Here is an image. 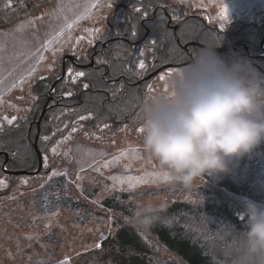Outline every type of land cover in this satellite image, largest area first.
<instances>
[{
  "label": "rangeland",
  "instance_id": "rangeland-1",
  "mask_svg": "<svg viewBox=\"0 0 264 264\" xmlns=\"http://www.w3.org/2000/svg\"><path fill=\"white\" fill-rule=\"evenodd\" d=\"M8 3L9 0L5 5ZM12 3L11 0V6ZM120 3L126 6L118 7ZM153 3H157V5L151 7L150 5ZM110 4L111 6H109ZM158 5L162 6L166 14L163 16L162 11H157L153 16V18H156V15L163 17L157 22L155 29L159 28L164 37H178L176 41L171 42V44L175 43V47L173 45L172 47L177 54L181 55V59L187 55L189 59L176 63H167L161 60L157 66L155 64L153 70L166 64L173 65L158 71L149 82L145 83L146 85L151 84L153 90L164 85V81L159 79V75L166 73L168 68L178 69L184 66L203 45L210 47L231 46L232 49L218 53L224 60L233 61L243 58L250 62L246 58H250V60L264 58V0H114V2L113 0H54L42 5L36 15L24 18L5 29H0V45L3 46V50L0 51V57H2L0 80L3 81L0 83V93L3 94V103L0 104L2 130L11 128L17 121L22 122L28 119L30 105L34 107L39 101L32 87L34 88L36 84L39 87L42 83L38 82L42 77L43 80L49 81L43 85V88L46 89L44 91V95L47 97L46 102L55 99L53 91L55 86L51 90L50 85L53 80L56 85V81L60 77L58 75H61V65L58 66L57 63H61V58L64 55H70L72 58H77L75 56L87 58L84 69L78 67L77 64L68 65L74 71H84L86 74L104 72L105 69L102 71L95 69V66L100 67L104 62L111 69L108 76L116 77L117 73L114 68L115 65H118V59L123 60L121 63H124L125 67L134 66L135 72L133 73L136 75L142 76L147 74L148 70H152V62L158 61L160 58L158 56L160 47L155 45L152 48L148 43L153 36H158L155 34L151 21L144 24L148 29L147 35L151 36H147L138 47H126L128 50L124 54H121L120 47L116 46L119 40L116 36H131L133 28H135L137 36H143L144 28L140 22L144 18V12L147 11L148 16H151L154 8L159 9L156 7ZM223 5L228 11V21L224 22L225 27L220 30L221 21L218 17ZM137 7L141 9L140 12L134 11ZM41 16L42 19H35ZM73 20H77V23L73 25L72 29L65 30L64 35L59 38V42H54L49 50L41 49L46 40L51 39L55 33L60 31L66 22L70 23ZM29 21H35V26L33 27ZM245 24L251 25L253 29L263 35L259 41V53L254 54L252 42L247 39L232 41L219 38V36H224L219 32L223 34L232 32ZM96 29L100 31L96 32ZM203 33L209 36H203ZM81 36L84 39L77 43V38ZM192 36H201L203 41ZM111 39L113 40L111 41ZM180 39H182L181 42ZM89 40L93 42L89 44ZM108 40L111 42L108 43ZM261 41L263 42L261 43ZM97 42L99 48L100 44L106 45L104 52L107 57L102 61L98 59L101 61L100 63L95 59L94 61L93 59L88 60L89 56H87L92 53ZM38 49H41L46 58L37 64V57L40 54L37 52ZM73 49L75 54H73ZM109 49L114 53L108 52ZM140 49L144 50L143 57L139 55ZM175 52L170 53L175 55ZM112 54L116 55V58L112 59L110 57ZM176 57L178 56L176 55ZM139 59L145 60L148 65L147 71L136 66ZM168 59L170 58H167V61ZM67 61L73 63L67 58L65 64ZM33 65H36V71L31 77H27V71ZM251 65L260 73H264V59L257 62L258 67L256 64ZM66 70L62 77L64 78L63 93L70 91L73 95L74 85L83 87L85 83L91 82V78L88 79V82H84V76L73 83L71 78L66 76ZM21 76L27 77L25 82L8 91L11 84L19 80ZM117 84L118 87H122L121 82ZM146 85L145 89L143 87V98L149 92ZM108 87L115 88L116 85L110 84ZM101 90L105 95H108L107 91ZM55 91L57 98L58 89L56 88ZM63 96L66 100L69 98ZM51 97L52 99L48 101L47 99ZM51 107L49 110L47 109V113L50 112V114L47 117L44 133L40 135V138L44 135L51 137L47 142L41 141L40 145L41 154L46 153L49 156L48 168L42 165L39 175H9L2 170L4 153L7 152L0 151L2 152L0 153V159H2L0 177L6 178L8 183V187L0 188V264H58L65 257L69 258V264H76L81 255L98 249L95 245L103 241L101 234L107 237L115 233L119 228L120 221L121 224L128 223L137 226L135 217L128 218L119 211L107 209L101 205V201L109 196L129 202L134 206L135 214L139 209L149 204L152 205L153 211H156L166 208L174 201L203 206L209 202L207 197L214 198V200L223 199L232 206V209H236L241 218H244L241 214L249 202L264 208V158L257 149L250 157L246 156L230 164L228 173L219 176H205L196 180L191 186L184 187L179 183L165 181L162 178L154 179L151 176H145V173L160 171L156 162L142 148V133L138 131L140 124L134 130L129 124H124L113 134L108 132L110 127L103 128V125L100 127L96 124L95 128L92 126L86 128L88 125L86 122L94 123L91 113L78 115L81 112L73 108H64L59 105ZM89 114L90 118L86 120L78 119L80 116H89ZM5 115L9 118L15 115L17 120L12 125H8L2 119ZM74 125L77 127V131L71 133V138L58 146V154L54 155L50 151L51 147L56 145L63 136H67ZM125 125L127 128H124ZM122 128L123 131H121ZM101 129L103 130L101 131ZM4 132L7 134V129ZM129 148H136L139 151L129 152L127 156L121 157L119 162L113 161L107 168L103 167L105 161H112L113 157L119 155L121 150ZM27 153L28 149L26 145H23L18 152V157L24 159ZM101 153L106 155L101 156ZM97 168H99V172L95 170ZM53 169L57 173H63L66 169L67 174L52 176ZM7 170L9 169L7 168ZM77 174L81 179H76ZM128 176L142 177L148 182L137 184L135 188H129L126 179ZM113 177L116 179H112ZM224 177H229L231 181L237 183L249 184L254 195L253 198L217 186L215 182ZM22 179H27L28 183H21ZM121 179L125 180L123 184L119 182ZM198 188L199 191L196 190ZM192 189L195 192L198 191L197 194L191 191ZM203 192H207L208 196H203ZM123 194H126L125 197L122 196ZM201 194L202 197H200ZM13 196L15 199L10 198ZM69 201L72 203L77 201L84 205L85 210H80L77 206H68ZM93 201L98 203H93ZM52 213L57 214L54 216ZM244 233L222 224L221 221L217 230L218 238L209 241L207 248L215 257L222 256L223 260L230 262L228 264H264V256H250L247 253ZM143 234L144 238L154 245L156 256L165 255L174 264H183L179 258L173 257L168 250L166 251L160 244L151 240L147 233L143 232ZM29 236L31 239L28 238Z\"/></svg>",
  "mask_w": 264,
  "mask_h": 264
},
{
  "label": "trees",
  "instance_id": "trees-1",
  "mask_svg": "<svg viewBox=\"0 0 264 264\" xmlns=\"http://www.w3.org/2000/svg\"><path fill=\"white\" fill-rule=\"evenodd\" d=\"M6 1L7 0H0V29H5L24 18L36 15L42 5L54 0H36L39 2L12 0L13 3L11 7H5ZM21 3H23V7H20ZM35 5H38V7H34ZM124 5L120 3L118 4V7H123ZM154 30L156 34H161L159 28ZM191 32L189 33L190 36L192 35ZM219 34L224 35L219 36V38L231 39L232 41L237 39H247L252 42L251 44L254 49L252 51L254 54L259 53V41L263 35L256 29H253L249 24L241 25L232 32L224 34L219 32ZM203 36L209 35L203 33ZM192 37L203 41L200 38L201 36ZM176 38L178 37H164V35L153 36L152 39L157 40V47H160L158 55L160 58L158 61L154 60L152 62V69L155 67V64L157 66L158 62L161 60L167 63H176L181 62L184 59H189L187 58L188 55L181 59V55L177 54L173 49L172 45L175 47V43L171 44V42L173 40L176 41ZM214 38H216V36H214ZM181 41L182 39H180V42ZM170 52H175V55ZM176 55L179 58L176 57ZM110 57L114 59L116 58V55L112 54ZM167 58L170 59L167 61ZM246 59L249 60L251 64H256L257 66V62L264 58ZM225 61L229 63L232 62L229 60ZM57 65L60 66L61 63H57ZM114 70H116V65ZM89 78H91V82L88 83L89 87L85 89L79 85H74V94L67 100L63 96L64 87L62 86L64 85V78L56 82L55 89H58L57 98L56 91L54 90L55 99L50 98L49 100H52H48L49 102L46 104L45 113L40 119L39 136L37 140V145L40 151H42L40 146V135L44 133V128L47 124V117L50 114V112H47L52 108V105L76 109L81 112L78 115L88 113L93 114L92 116L94 117L93 120L95 124L88 121L86 122L88 124L86 128L91 126L95 128L96 124L100 125V127L101 125L108 124L110 127V131L108 132L115 134V132H117L124 124H129L132 130L139 126L140 101L143 99V92L145 89H143L142 84L138 86V83H135L134 85L128 86L122 85V87L116 85L115 88H109L107 81H105L101 74H86L84 82H88ZM39 80L41 81L38 83L42 84L39 87L37 84L34 85V88L32 87V90H34V94L38 97L39 101L34 107L30 105L28 119L22 122L17 121L11 128H6L8 131L7 134L4 132L6 129L0 130V151L4 150L8 153L6 167L12 171H33L38 166L37 154L35 151L33 152L34 148L32 149V147L37 131V121L39 120L41 110L47 98L44 95L46 89L43 88V85L49 82L48 80ZM53 82L54 80L51 84ZM101 89H104L105 92L107 91L108 95H105ZM136 91H139V96H137ZM50 102H53L54 104H51ZM23 145H26L28 153L24 159H20L18 157V152ZM43 145L45 146V144ZM257 150L264 158V143H262ZM13 153H15V155H13ZM1 164L2 159H0V169ZM215 184L219 187H225L236 194L245 195L251 198L254 196L249 184L231 181L229 177L221 178L216 181ZM199 188L196 190L199 191ZM191 191H194V189ZM198 191L194 192L197 194ZM202 194L203 196H208L207 192H203ZM202 194L200 197H202ZM125 195L126 194H123L122 196L125 197ZM207 198L209 199V202H206L203 206H199V204L174 201L166 208L153 211L150 213L151 222L148 227H144L142 223L137 220L134 206L129 202L115 199V197L110 196L103 199L101 205L104 208L119 211L128 218L135 217L137 226L128 223L121 224L120 221L118 230L115 233L108 235L106 239L100 243L101 247L81 255L76 261V264H174V262L169 260L165 255L159 257L156 256L154 245L150 244L148 240L144 238L143 232L147 233L151 240L160 244V246L165 248L166 251L168 250L173 257L179 258L183 264L230 263L227 262V260H223L222 256L216 255L217 257H215L207 248V244L209 241L218 238L217 230L221 221L222 224L232 227L237 231L240 230L246 232V220L243 218L244 220L241 221L242 218L239 217L236 209H232V206L223 199L217 198L214 200V198L211 197ZM68 206H77L80 210H85L84 205L77 201L73 203L69 201Z\"/></svg>",
  "mask_w": 264,
  "mask_h": 264
},
{
  "label": "clouds",
  "instance_id": "clouds-1",
  "mask_svg": "<svg viewBox=\"0 0 264 264\" xmlns=\"http://www.w3.org/2000/svg\"><path fill=\"white\" fill-rule=\"evenodd\" d=\"M140 128L143 150L170 182L189 187L226 174L264 143V73L243 58L225 61L213 46L201 48L145 94ZM153 210L149 204L137 211L144 227ZM241 215L247 253L264 256V208L249 202Z\"/></svg>",
  "mask_w": 264,
  "mask_h": 264
},
{
  "label": "snow or ice",
  "instance_id": "snow-or-ice-1",
  "mask_svg": "<svg viewBox=\"0 0 264 264\" xmlns=\"http://www.w3.org/2000/svg\"><path fill=\"white\" fill-rule=\"evenodd\" d=\"M113 2H114V0H113ZM109 6H111V4H110ZM5 7H11V0H9V3H8L7 5H5ZM20 7H23V3H21ZM34 7H38V5H35ZM134 11H136V12H140L141 9H140L139 7H137V8L134 9ZM86 13H87V9H86ZM147 16H148V13H147V11H145V12H144V17L146 18ZM42 18H43V17L41 16V17H36L35 19H36V20H40V19H42ZM80 18H84V17H80ZM218 19L221 21V23H220V25H219V28H220V30H223V28L225 27V23H224V22H225V21H228V11H227V8H226L225 5H223V6L221 7V11H220V14H219ZM29 23H30L33 27L35 26V21H29ZM75 23H77V20H73V21L70 22V23L66 22V23L64 24V26L61 27L60 31H58L57 33H55V34L52 36L51 39L46 40V41L44 42V44L41 46V49L44 50V51L49 50L50 47H51V45H52L54 42H59V38L62 37V36L64 35L65 30H70V29H72V27H73V25H74ZM95 31H96V32H99L100 30H99V29H96ZM69 34H70V33H69ZM131 38H132V39H136V38H137V32H136L135 28H133V30L131 31ZM83 39H84L83 36L78 37V38H77V43H79L80 40H83ZM92 42H93L92 40H89V41H88L89 44H91ZM148 43H149L151 46H155V45L157 44V40H156V39H150V40L148 41ZM41 49H38V50H37V52L40 53V54L38 55V57H37V64H38L39 62L45 60V58H46V57L43 55V52L41 51ZM2 50H3V46L0 45V51H2ZM58 50H62V49H58ZM73 54H75V50H74V49H73ZM34 55H35V54H34ZM139 55H140L141 57L144 56V50H143V49H140V50H139ZM189 55H191V53H189ZM0 60H2V57H0ZM97 62L100 63L101 61L98 60ZM136 66H137L139 69H141V70H145V71L148 70V65H146V62H145L144 59H139L138 64H137ZM174 70H177V69H174V68H168L167 73L170 74V73H171L172 71H174ZM35 71H36V65L31 66V67L28 69V71H27V77H31V76L35 73ZM85 75H86V73H85L84 71H79V70L74 71V69H73L72 67H68L67 70H66V76H67V77H70V78H71V81H72L73 83H75L76 80H78V79L81 78V77H84ZM27 77H25V76H21V77L19 78V80L14 81V82L11 84V86L9 87L8 91H11L12 88H15V87H18V86L22 85V84L25 82V79H26ZM42 79H43V77H42ZM159 79H160L161 81H164V79H165V73L159 75ZM0 83H3V81L0 80ZM83 87H84L85 89H87V88L89 87V85H88L87 83H85V84L83 85ZM146 88H147L148 91H153L151 84H147V85H146ZM63 95L70 97V96L72 95V93L69 91V92L63 93ZM33 99H35V98H33ZM2 103H3V94L0 93V104H2ZM88 118H90V114H89V116H80L78 119L82 121V120H86V119H88ZM2 119H3V121H6L8 125H12L13 122L17 120V117H16L15 115H13L11 118H9L7 115H5V116H3ZM65 127H67V125H65ZM108 127H109L108 124H104V125H103V128H108ZM124 128H127V125H125ZM0 130H2V124H0ZM102 130H103V129H101V131H102ZM123 130H124V129L122 128L121 131H123ZM58 131H59V129H58ZM76 131H77V127L74 125V126L72 127V129H71V132H70L67 136H63L62 139H61L60 141H57V144L54 145V146H52L51 149H50V151H51L54 155L58 154V152H57L58 146H59L60 144H62L63 142L69 140V139L71 138V133H74V132H76ZM138 131H139L140 133H142V128H139ZM53 135H55V133H53ZM85 135H87V133H85ZM40 139H41V141H43V142H47V141H49V140L51 139V137L48 136V135H44V136H42ZM97 139H99V137H97ZM138 151H139V149H136V148H129V149H126V150H121L120 153H119V155L113 157V160H112V161H105V162L103 163V167L107 168V167L109 166V164L112 163L113 161H115V162H119L120 158H121V157H125V156H127V155L129 154V152H133V153H135V152H138ZM13 155H15V153H13ZM65 155H66V154H65ZM100 155H101V156H104V155H106V154H105V153H101ZM136 158L138 159L139 157L137 156ZM42 163H43V166H44L45 168H48V167H49V156H48L46 153H44V154L42 155ZM126 167H128V166H126ZM95 170H96L97 172H99V168H97V169H95ZM81 171H83V169H81ZM58 174L66 175V174H67V170L65 169V171H64L63 173H57V171H56L55 169H53L52 172H51V175H52V176H55V175H58ZM145 176H151V177H153L154 179H160V178H162V179L165 180V181H169V177H168L167 175H165V174H162L161 172L153 171V172H150V173H145ZM50 178H51V176L49 177V179H50ZM76 179H77V180L81 179V177L79 176V174H77ZM112 179L115 180L116 178L113 177ZM126 179H127V183H128V185H129V188H135V187L137 186V184H140V183H147V182H148L146 179H144V178H142V177H138V176H128ZM133 181H135V183H133ZM73 182H74V181H73ZM119 182H120L121 184H123V183L125 182V180H124V179H121ZM21 183H23V184H27L28 181H27V179H22V180H21ZM6 187H8L7 179H6V178H2V177H0V188H6ZM77 187H79V185H77ZM10 198H11V199H15L14 196H13V197H10ZM93 203H98V202H97V201H93ZM56 214H57V213H52V215H54V216H55ZM243 220H244V219L242 218L241 221H243ZM45 227H48V225H45ZM28 238L31 239L30 236H29ZM104 239H106V237H105L103 234H101V240H104ZM95 247H97V248L101 247L100 243H97V244L95 245ZM9 255L11 256V253H9ZM58 264H69V258L65 257V259L60 260V261L58 262Z\"/></svg>",
  "mask_w": 264,
  "mask_h": 264
},
{
  "label": "flooded vegetation",
  "instance_id": "flooded-vegetation-1",
  "mask_svg": "<svg viewBox=\"0 0 264 264\" xmlns=\"http://www.w3.org/2000/svg\"><path fill=\"white\" fill-rule=\"evenodd\" d=\"M155 5H157V3H153V4H151L150 6L151 7H155ZM156 7H159V9H156V8H152L153 9V11H152V15L151 16H147L146 18L144 17L142 20H141V22H140V24L143 26V28H144V35L143 36H137V38L136 39H132L131 38V36H124V35H118V36H116V37H118V41H117V45L116 46H119L120 48H119V52L121 53V54H124V52L125 51H127L128 49L126 48V47H131V48H133V47H138V46H140L142 43H143V40L144 39H146V36H151L150 34H148L147 35V33H148V29L144 26V24L146 23V22H149V21H151V23L153 24V28L155 29L156 28V26H157V22L160 20V19H162L163 17H158L157 15L155 16L156 18H153V16L156 14V12L157 11H162V13H163V16H164V14H166V12H165V10L164 9H162V6L161 5H158V6H156ZM160 24V23H159ZM115 33H117V32H115ZM156 34V33H155ZM115 35H117V34H115ZM158 36L159 35H163V34H157ZM111 36V35H110ZM112 38H114V37H112ZM113 39H111V41H112ZM142 40V41H141ZM110 40H108V43H110L111 42ZM150 45V44H149ZM100 46L102 47H100L99 48V46H98V42L97 43H95V45H94V47H93V50H92V53L91 54H89V55H87V56H89V58H88V60H91V59H93V61H94V59H95V61H97L98 59H100L101 61L105 58V57H107V55L105 54V52H104V48L106 47V45L104 46V45H101L100 44ZM104 46V47H103ZM152 48L154 47V46H151ZM108 52H111V53H114V51H112V50H107ZM117 51H118V48H117ZM117 51H115V52H117ZM75 57H77V58H74V60H75V63H69L68 61L66 62V64H65V68L67 69L68 68V65H78V67H81V69H84L85 67H86V63L87 62H85V60L87 59V58H82V57H79V56H75ZM119 60V62H117L118 63V65L116 66V73H117V75H116V77H109L108 75H109V73L111 72V69H109L108 68V66L107 65H105L106 63H101L102 65L99 67V66H95L96 68V70H99V71H102V70H104L105 69V71L104 72H102V73H100L101 74V76H103L104 77V79H105V81H107V84L108 85H118L117 83H119V82H121V85H134L135 83H138V86L140 85V84H144V83H147V82H149L150 81V79L152 78H150L149 80H141L144 76H146V75H148V74H150L151 73V71L153 70H148V73L147 74H143L142 76L141 75H136V74H134L133 72H135V70L133 69L134 68V66H127V67H125V64H123V63H121V62H123V60L122 59H118ZM121 63V64H120ZM70 67V66H69ZM155 70V69H154ZM153 70V71H154ZM152 71V72H153ZM119 86V85H118ZM55 90V89H54ZM55 92V91H54ZM136 94H137V96H139V91H136ZM52 98V97H51Z\"/></svg>",
  "mask_w": 264,
  "mask_h": 264
},
{
  "label": "water",
  "instance_id": "water-1",
  "mask_svg": "<svg viewBox=\"0 0 264 264\" xmlns=\"http://www.w3.org/2000/svg\"><path fill=\"white\" fill-rule=\"evenodd\" d=\"M262 42L263 41H261V43ZM205 47H210V46H205V45L202 46V48H205ZM230 49H232L231 46H228V47H214L215 52H222L224 50H230ZM254 57H257V56H254ZM67 58H69L73 63H75L74 58H72L70 55H64V57L62 58V62H61V71L62 72H61L60 77L57 79V81H59L60 78H62L64 76V74H65V69H66L65 68V60ZM171 65H173V64H166V65L161 66L160 68H157V70H155L152 73L146 75L144 77V79H148V78L152 77L158 71L164 69L166 66L167 67H171ZM54 86H55V82L52 83L50 89L53 90ZM51 90L49 92H51ZM49 99L50 98H48L47 100H49ZM46 104H47V102H45V104H44V106H43V108L41 110L39 120L37 121V131H36V134H35V137H34V142H33V147L35 149V153L37 154V158H38V166H37V168L35 170H33V171H26V170H16V171H12V170H7L6 167H5V164H6L8 155H7V153H4L5 159H4V162L2 164V170L4 171V173H7L9 175H24V174H26V175H36V174H38L41 171L42 165H43V163H42V154H41L40 149L37 147V140H38V136H39L40 119L42 118L43 114L45 113ZM0 153H2V152H0Z\"/></svg>",
  "mask_w": 264,
  "mask_h": 264
},
{
  "label": "bare ground",
  "instance_id": "bare-ground-1",
  "mask_svg": "<svg viewBox=\"0 0 264 264\" xmlns=\"http://www.w3.org/2000/svg\"><path fill=\"white\" fill-rule=\"evenodd\" d=\"M255 20H256V19H255ZM191 47H193V46L191 45ZM216 53H220V52H216ZM155 70H156V69H155ZM144 77H145V76H144ZM144 77H143L141 80H146V81H147V80H149V79L151 78V77H150V78H148V79H144ZM145 85H146V84L144 83V84H143V87H144ZM144 88H145V87H144ZM53 91H54V90H53ZM53 91H52V92H53Z\"/></svg>",
  "mask_w": 264,
  "mask_h": 264
}]
</instances>
